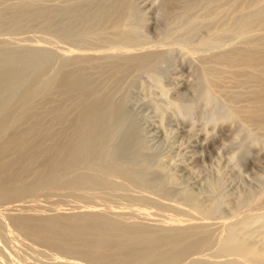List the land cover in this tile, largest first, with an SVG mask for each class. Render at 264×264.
Segmentation results:
<instances>
[{
    "label": "bare ground",
    "instance_id": "bare-ground-1",
    "mask_svg": "<svg viewBox=\"0 0 264 264\" xmlns=\"http://www.w3.org/2000/svg\"><path fill=\"white\" fill-rule=\"evenodd\" d=\"M6 1L8 0H4V2ZM46 1H42V2H46ZM129 1L107 0L104 2V0H101L100 2V0L99 1L91 0L90 2L89 0L87 4L85 3L84 5L81 4L83 6L80 5V7H74V6L72 7L70 6L71 4L70 3L67 9L70 7L72 8H70L71 10L69 9V11H65L67 9H64V7L67 4L63 5L64 6L63 8L60 5L62 10L64 9L65 13L61 12L59 10L60 8L59 9L57 8V6L55 5L56 3L54 4L55 8H57L59 11L53 9L52 6H48L49 4H47V7L46 6L45 7L46 8L51 7L52 9L51 8L42 9L45 7H43V5H41L40 3L38 5H41L42 8L40 9V7H38L39 9H37L38 0H25V1L23 0V2H21L20 4H16L13 6L11 5L12 7L10 8L9 11H5L4 10L5 7L1 8L0 6V10L2 11L4 10L3 12L4 14L7 12H11V15L8 16L7 19L4 17L2 11H0V25L5 26L6 29H8L9 27L10 28L12 27L14 29L13 26L19 24L20 21L22 22V20L24 21V19L21 20L19 19L20 13H23L25 15L28 14L26 16L31 15L32 18L37 20L36 24H33V26L34 25L38 26L39 24L38 22L42 23L44 27L43 28L44 33L45 31L48 30L53 32L54 30L60 28L61 30H59V33H62V36L67 39L71 38L72 36L75 37V35L79 36L80 31H77L80 30L78 29L79 27L82 29L86 28L84 29L85 31L87 29H90L91 32L93 31L92 29L94 30L99 29L98 31H100V29H104L106 33L105 35H103V37L99 34L101 36V39H99L97 38L99 36L97 35L96 30L95 32H92V37L94 36L93 33H96L95 34L97 36L96 40H99L98 43H100V44L94 43L95 40L94 41L92 40L93 43L96 45V47L97 46L99 47L102 44L101 42H104V46H102V48L105 47V49H102L100 46L99 48H101V50L96 49L98 50L96 52H89L90 51L89 49L87 50L88 52H84V51L76 52L74 51L75 49L72 50L70 48L60 47L61 48L60 52L58 53L49 52L48 53L49 55L48 54L46 55V54H42L41 50H39L38 48L37 50L35 47L37 52L40 51V53L39 52L37 53L36 50L33 49L34 46L30 47L32 48L31 49L32 53L29 50L28 53V51L25 50L26 48L23 46L22 47L24 48V50L23 48L20 47L22 50L17 48L19 51L16 50V52H13L15 51V48L13 51L10 50L8 51L4 47L0 46V133L2 129L3 131L6 130V126L4 127V124L8 120V117L12 115L14 112V110H11L10 108L12 114L11 113L9 114L10 104L16 101H21L20 105L22 101L29 102L28 106L24 110L23 109L21 110L23 112L20 113L19 116L17 117L13 116L14 119L15 118L16 119L14 121V124L12 125L13 127H11L12 129L11 134L10 132L7 133V135L9 134L10 136H7L8 138L6 137L7 139L5 140H3L4 139L3 137H2L3 139L0 138L1 139L0 140V204L2 203L1 201H3L5 204L9 200H12L13 202V199H19L21 197L29 196V195L31 197V195L42 191L43 193L45 192L46 194L48 192L52 193L53 191H61V192L64 191V195L67 197L76 195L77 199L80 198L78 196H81L85 199V197L89 196L93 201L92 197H97L99 195L109 196L110 192L114 191L113 189L116 186L115 179L122 180L123 183L121 185H118L121 188H127L131 186L142 188V190L146 188L148 189L152 188L154 191L152 190L150 192L153 193L156 192L157 195H161L163 199L164 196L166 197L171 196L172 194L170 191L171 188L169 189V187H171L172 185L171 182H173L174 179L176 180L177 175L171 178L170 176H173L171 174L168 177V173H171L169 171L170 168L168 170V173L166 172V170H164L165 173H167V176L165 175L166 177H168V179L165 178L167 180L165 179L163 180V178H161L157 174L159 173L158 171L162 168L154 169L156 166L154 168L152 166H154V163H156L157 165V162L149 163L150 160L148 161L147 155L145 156L144 150L146 147L139 138L138 130L135 126V122L132 117L133 115L124 107L122 102L115 103L113 101L114 102L113 103L112 100L107 97L108 95L106 96V94L104 93L105 90H103L99 85H97L96 82L93 81L92 79V76L93 78L94 76L96 77V73H103L102 76L105 74H107L108 76V73H110L112 80L113 78H116V81L117 80L121 81L124 78L123 77L120 78L119 76H122L123 73H125L126 71L129 74V72L133 71L132 69H134L136 71L147 70L149 71V75L154 77L153 80H155V78L156 80H158V78L161 80V75L165 73L170 74L172 72V71L167 72V70L168 71L172 70L170 69L172 67V60H171L172 57L167 53L169 52V50H164L165 52H163L162 49H161L162 51L159 50L160 48L149 47L141 52L139 51L140 53L139 52L137 53L131 50L133 48H131L132 46L130 45L129 48L131 49L126 48L128 44L132 43L134 39V35L137 36L136 34L137 29L135 27H130L128 24L131 17L134 16L133 15L134 8L132 9L131 7V5L133 4L129 3ZM205 1H206L205 3H207L208 1L207 8L210 9L211 7L209 6H212V8L215 6L214 10L211 8L210 9L211 12L209 11L210 13L207 12L208 14H204L205 13L204 11L206 9L204 8L203 13L201 12L202 15L200 12H198L200 13L201 17L205 15L204 18L199 21L193 19L194 17L196 18L198 14L196 16L194 15L191 16L192 15L191 14L190 16L193 18L192 19H190L191 17L188 18L189 19L188 26L189 25L193 26L198 22H199L198 24L200 23L210 24L213 21L216 23L217 17L219 19L220 18L219 16L223 15L224 11L228 7H230L233 2H236L237 0H205ZM240 1L242 2V0ZM248 1H251V3L249 2L250 4L248 3V6H245L243 4L237 7L238 8L237 13L234 12V10L236 9H233V13H236L237 15L235 16V18L232 19L231 23L223 26L222 24L225 23L223 22L221 24L219 21L218 25L219 26L222 25L223 27L221 26L222 28L220 27L221 29L219 30H216L214 27L215 30H212L210 32L212 34V38L210 37L211 34H208L209 40L207 41L208 37H206L204 39L206 40V42H200L201 45L199 44V46H197L198 48H195V50L197 49L200 51L203 48H207V50L210 49L209 52H206L207 50L205 51V49H203L205 52L203 51L197 52V50L196 51L187 50V52L186 50L183 51L188 53L186 55L188 56L189 61L188 60L187 61L190 63V67L192 68L194 75V79L192 80L193 81L192 92L194 91L193 93L194 97L192 96L190 100H186L185 97V101L184 100L180 101V103H178L179 101L175 102L176 100L172 99L174 101H171L170 103L172 104L174 102L173 104H175V108H176L173 110L172 113L174 114L175 110L181 112L185 111L184 117L189 116L190 112L193 113L194 110L196 111L199 102H200L199 107L202 106L203 103L206 106V107L203 106L205 107V109L206 108L212 109L210 110V113L208 111L207 114H209V117H207L206 119L210 118L211 115L210 120L214 124H218V125L219 123L227 124L228 122L235 123L237 125L236 126L237 129L236 128H235L236 130L234 129L235 132L233 134V138H237V137L239 138L243 136L245 137V140H249L253 146L264 148V4H262L264 3L262 2L264 0H248ZM0 2H2V0ZM58 2L60 3V1ZM144 3H145L144 5H146V2ZM195 3L197 4V0H162L161 4L160 2L157 4H159V6L161 5L160 7H163L165 11L166 10L170 12L174 11L172 13L174 14L175 11L178 10H184L187 13L190 12V10L193 8ZM60 4H62V2ZM72 4L78 6L79 2L75 1V3ZM60 6L58 5V7ZM7 8H9V5L5 9ZM194 9L197 8L195 7ZM161 15H163L162 11H161ZM155 16L156 19L157 17H159L158 15ZM178 16L186 17V14L185 15L179 14ZM142 18L144 19V17ZM159 19L163 20L164 17L162 18L159 17L158 20ZM221 19L225 20L223 18ZM139 20H137V22ZM28 21H26L27 23H25L26 26L23 24L25 27L24 29H27L30 26L33 27L30 24H32V22L35 23V21H32L30 23H28ZM139 24L140 23L138 22L137 26ZM185 24H187V22ZM19 25H17V27ZM197 26L198 25H196V27ZM22 27L23 26L21 25V28ZM31 27L29 28V30L31 29L30 31L33 30ZM204 27L205 29L206 27L207 29L209 28L207 25L203 26L202 28ZM18 28L20 29V27ZM15 29L17 30L16 26ZM38 29L36 27V30ZM43 29H40L38 31H41ZM23 30L21 31L20 29L21 32L19 31V33H23V32L25 33V31ZM36 30H34L36 33L38 34L41 33ZM189 30L191 29H188V32H191ZM14 32H12L11 30V34ZM35 32L34 34H36ZM82 32H83L82 34H84V31ZM184 32L185 34H187V38L191 40L192 38L190 39L189 36H191L192 34L190 33L191 35L188 36V33L186 31ZM0 33L2 34V31ZM49 33L50 35L53 34L51 32ZM55 33L58 32L54 31V34ZM16 34L18 35V33ZM181 35L183 36L182 32ZM58 36L60 37L59 34ZM54 37H56V35ZM59 37H57L56 39H58ZM23 38L25 39V37ZM187 38L184 37V40ZM38 40L40 41L41 39H39L38 37ZM82 40H84L83 36H82ZM140 40L137 41L140 42ZM6 41L7 40H5V42ZM69 41L70 40H68V42ZM3 42L2 44L4 45L5 42L4 43ZM70 42L74 43L75 41L73 39ZM78 42L80 41H77L75 43ZM81 43L83 44V42H80V45ZM106 43L108 44L110 43V44L106 46L105 45ZM5 44H7V42ZM94 44L92 45L94 47V48L92 47L93 50L95 49ZM83 45L84 46H80V47L83 48L85 47L86 44ZM134 45L136 46V44ZM77 48H79V46ZM33 52H36L35 54H39L40 58L37 57L38 55L35 56ZM42 55H46L45 57L48 56V58L45 59L47 61L53 60L50 69L52 70V72L50 74L45 73L44 71L45 67L43 66L41 67L37 66L38 68L35 66L36 69H34L33 66H31L33 67V69H30L28 66V62L30 60L31 61L34 59L38 60L37 58H39V60L42 62L43 65L45 62L43 61L44 58L43 59L41 58ZM30 62L29 64L33 63ZM173 67L175 69L174 65ZM49 68L47 70L46 67L45 70L49 71ZM127 72L125 73L126 76L128 75ZM102 76L101 77L97 76V77L101 79H106ZM118 77L120 79H118ZM176 77L175 80L177 79ZM188 82L186 83V85H188ZM115 83L116 82L114 79V84ZM112 87H114L113 84ZM188 88L191 87L188 86ZM154 101L156 103L155 99ZM17 106L19 107V104ZM170 107L172 108V106H169V108ZM163 108L164 106L161 108V112ZM167 108L166 107L164 108L165 109L164 114H166V116L168 114V112L166 113V111H169L171 109L170 108L167 110ZM170 111H172V109ZM45 118H48V120L46 119L47 120L46 122L50 121V124L48 123L49 125L45 129H44L45 126L43 125L44 127L41 128L42 130H40L39 128H37V126ZM229 124L230 123H228L227 125ZM234 130L232 129V131ZM248 150L250 149H247V151ZM239 152L241 153V149ZM246 153L243 152V154ZM235 155L237 156V154H234L233 156ZM243 157L242 159L244 160L245 158ZM236 159L240 161L241 157L238 158L237 156ZM238 164H241V161L238 162ZM160 171L161 172L159 174L163 176L164 175L162 174L163 171L162 170ZM119 182L117 184H119ZM177 182H179V179H177ZM211 182L214 183V180ZM168 183H170L171 185ZM204 183L205 181L203 182V184ZM174 185L175 183L172 185V187ZM186 185L184 186L187 188ZM217 186L218 185L216 184L215 187L217 188ZM184 188L182 185V189ZM190 189L188 191L189 193L195 192L194 190L191 192ZM205 190L204 192L207 191ZM216 190L218 189H215V191ZM65 192L66 193L68 192L71 195H67L65 194ZM185 192L186 191L182 192V194L179 193L181 194L179 197L180 201L183 204H186V206H190V208L193 209V211L195 210L199 214L205 215V218L206 216L207 217L210 216L208 218H211V215L216 212L213 211L215 209L214 207L212 208V206H215V203H217L216 201L218 199L215 201V203L209 201L212 205L208 204L209 208L206 205L207 206L206 208H208L207 210L206 208L203 209L202 205L199 206V204L196 202L197 200H195V198L197 199V197L194 196L198 195L197 193H195L196 195L194 194L191 195ZM39 194L35 196L39 197ZM49 194L50 193H48V195ZM256 195H259V193H256ZM40 196H43V194ZM50 196L52 195L50 194ZM124 196H127V194L125 193ZM243 196L244 194L242 196H239V201L240 199H243L240 198ZM46 197L49 196L46 195ZM75 197L73 196L72 198ZM119 197L122 199L121 196ZM119 197L117 199H119ZM145 197H141L140 198L141 201L144 202L147 201L148 198ZM247 197L249 196L247 195ZM254 197L255 195L253 194L252 196L253 200L250 202L246 201L245 204H243L242 201L241 202L237 201V202H239L244 206L246 205V203L247 205L248 203H253L254 205L258 203L260 204V202L264 201V196H259L257 198ZM99 198L100 197H98V199ZM131 199H133L132 196L130 198V201ZM213 199L214 198L212 196L211 200ZM25 200L23 202H25ZM55 200H53V198L51 199V201L52 202L54 201V203ZM57 200L60 199L57 198ZM91 200L90 202L93 203ZM108 200L109 199L105 201ZM14 201H18V200H14ZM67 201L65 202L66 203L65 205H67ZM199 201H201V199H199ZM52 202L51 204H53ZM86 203L87 202H85L84 204ZM149 203L148 205L150 206L151 204ZM61 204L63 203L61 202ZM217 205L220 206V202L217 203ZM253 205H251L252 207H249V209L247 208V210H254L251 209L254 207ZM13 206H16V204ZM39 206L41 207V205ZM160 206L168 207V209L171 208L179 211L182 210V212L183 210L184 211L186 210L180 205L172 204V203H163ZM203 206L205 207V205ZM239 206H238V211H240L241 209V206L240 209ZM258 206L259 208H261L260 205ZM54 207H52L53 210ZM62 207H64V205H62ZM83 207L86 209L80 210L73 214H68V213L64 214V212L62 214L59 213L54 214L53 212L54 215L50 214L49 216H44L42 214L43 216H38L37 214L33 216V214L29 212L30 214L27 213V216H23L24 214H21L22 216H19L18 214H13V213L12 214L14 216H12L11 213L10 215L6 212L8 215H5L6 214L5 213L4 216H6L5 218L7 221L8 219L11 218V220H9L10 223L8 224L9 225L11 224L15 228V231L18 230V233L20 232L22 235H25L23 237L27 236L28 238L25 239L26 240L28 239V242L30 241L29 239H32L36 241L37 244L44 245L45 249L46 247H48V249L50 248L53 250V252H56L58 255H60V257L63 258L60 261L61 264L62 263L76 264L77 262L73 260H83V262L86 261L85 264L86 263L172 264L173 262L174 264H176L178 260L182 258H187L184 256L190 254L199 255V253H201L204 250H208V251L210 250L209 251L210 255H208L206 252L205 255L207 254L208 256H212V257H219V256L225 257V260L223 262L221 261L218 262L219 260L216 262L217 260L216 259L215 261L211 260L212 261L211 264L213 263V261L214 264H243V263L264 264V247L259 246V244H256L254 242V240L257 238L258 241H260V243L264 244V208H262V210L260 209V211L248 212L244 216L243 215L241 216L235 214V211L237 209L234 208L236 207L234 206L233 208L236 210L235 211L231 210L232 211L231 213L234 214H231L229 212L232 215L231 218L224 219L216 224H211V223L209 224L208 222L205 223L192 222L187 219H181L169 215H163L162 218L158 220L159 221L158 225H154V224L151 225V224L137 223V221L126 222L121 218H119L117 214H115V216H111V215L107 216V214L105 215L102 212H100L98 209H96L95 206H91V208H88L89 206H83ZM75 208H81V207L78 205L75 206ZM210 208L213 210H211ZM215 208H218L215 214L221 211L220 215L222 214L223 215L222 217H224L225 214L222 213V210H220L219 207L216 206ZM254 208L257 209V207ZM14 209L12 208L11 210ZM138 212L146 216L151 214L150 212L144 209H140L138 210ZM127 214H129V211ZM9 215L10 218L7 219ZM218 215L217 217H221L220 215L219 216ZM138 218L140 219V217ZM1 220H0V229L4 231L5 227H3L2 224L5 223L2 222ZM147 220L149 219L147 218ZM14 228L11 227V229ZM2 230L0 232L1 236L6 235ZM1 239L6 240L7 242L6 247L7 249H9L8 246L10 245H8L7 238H3L2 236ZM34 241L32 242L34 243ZM6 242H4L3 240L2 244L4 243L6 245ZM17 242H19V240ZM36 242L34 244H36ZM13 244L14 243L12 242V245ZM42 245L41 247L43 248ZM27 246L25 247L27 248ZM1 248L0 250L2 251V253H4ZM19 251H21V248H19ZM24 251L26 250H22V253H25ZM39 251H43V250H39ZM45 253L42 252L41 253L43 254L42 256H44ZM4 254L6 255V253ZM0 255H1L0 264H2L3 263L2 257H4V255L3 256L2 254ZM23 255L24 254H22V256ZM26 255L28 256L27 253ZM46 255H48V257H51L49 256L48 253L45 254V256ZM30 257L32 260L34 259L33 258L34 256L33 257L30 256ZM4 258H7V256ZM190 258L191 257H189L191 263L192 262L191 260H193V258L192 259ZM35 260L36 258L34 259V261ZM199 260L201 259L199 258ZM199 260L196 261L194 259L193 262H196L195 264H197L198 262H201L204 259H202L201 261ZM37 261L42 262L41 260H37ZM44 262L46 263V261H43V263ZM57 262H53V264L54 263L56 264ZM60 262L57 264H60ZM179 262L183 263L181 262V260ZM30 264H33V262ZM46 264H49V262ZM201 264H208V263L204 261Z\"/></svg>",
    "mask_w": 264,
    "mask_h": 264
},
{
    "label": "rangeland",
    "instance_id": "rangeland-1",
    "mask_svg": "<svg viewBox=\"0 0 264 264\" xmlns=\"http://www.w3.org/2000/svg\"><path fill=\"white\" fill-rule=\"evenodd\" d=\"M42 1H46V0H38L37 9H39L38 7H40V9H41L42 8L41 5H43V7H45V6L47 7V4H49L48 6H52V8L56 9V10H58L60 8L59 10L61 12H64V13H65V11H69V9L72 8L73 6L74 7H80L81 4L84 5V3L87 4L89 2V0H85V1L84 0H73V1L66 0V2H65V0H63V1H61V0H48L49 3H48V1H46V2H42ZM58 1H60V3L62 2V4H60ZM67 1H69V2H67ZM75 1L79 2L78 6H75V4H72V3H75ZM92 1H99V0H92ZM105 1H107V0H104V2ZM161 1H159V0H130L129 1V3L133 4V5H131V7H132V9L134 8L133 9V15L134 16L131 17V19H130L128 24H129L130 27H135L137 29L138 33L136 32L137 36L134 35V39H133L132 43L128 44L126 46V48H128V49L133 48L131 50H133L134 52H137V53L139 51L141 52L144 49L149 48V47L160 48L159 50L160 51L163 50V52H165L164 50H169V52H167V53L172 57L171 58L172 67L170 68L172 70H169V71L167 70V72H171V71L172 72L170 74H168V73L166 74L165 73L167 76L165 74L161 75V80L159 78H158V80H156V78H155V80H153L154 77L149 75V71H147V70L146 71L145 70L136 71L134 69H132L133 71L129 70L130 71L129 74L126 71L127 74H128L127 76L125 75L126 72L123 73L122 76H119L120 78L121 77L124 78L121 81H119V80L116 81V78H113V80H112L111 79L112 77H111L110 73H108V76L105 73H104L105 75H103V76H102L103 73H96V77L97 76H99V77L102 76V77H104L106 79H101L99 77L96 78L95 76H94V78L92 76V79H93V81L96 82L97 85H99L103 90H105L104 93L106 94V96L108 95L107 97L110 98L112 100V102L113 101L115 103L122 102L124 107L133 115L132 117H133V120L135 122V126H136V128L138 130L139 138H140L141 142L144 144V146L146 147L145 150H144L145 156L147 155L148 161L150 160L149 163L157 162V165L159 167L156 165V163H154V166H152V167L154 168L156 166L154 169L162 168L160 170L163 171L162 174H164V175L162 176V175L159 174L161 172L160 170L158 171L159 173H157V174L161 178H163V180L165 178L168 179V177L171 174L173 175V176H170L171 178H173L174 176L177 175L176 176V180L174 179L175 182L173 181L175 183V185L173 187H172V185L174 184L173 182H171L172 185L170 183H168V184L171 185V187H169V186L168 187H169V189L171 188L170 189V191L172 193L171 196L172 195L173 196L172 197L171 196H167V197L164 196V199H163V197H161V195H157L156 192L155 193L150 192V191L153 190L152 188H149V189L146 188V189H143V190H142V188L134 187V186L133 187L132 186L131 187H127V188H121L118 185H121L123 183L122 180L121 179H115L116 186L113 189L114 191H111L110 195L108 194L109 196H107V195H104V196L103 195H99L97 197H92L93 201L91 200V197H89V196L85 197V199L83 197H81V196H78L80 198L77 199L76 195H73L74 197L76 196L75 198H72L73 196L67 197V196L64 195V191H62V192L61 191H53L52 193H54L55 196L51 192H48V193H50L52 196H50V194L48 195V193L47 194L45 192L43 193V191H42V192H38V193H35V194L31 195V197L29 195V196L21 197L19 199H13V202H12V200H9L5 204H4L3 201H1L2 205L0 204V220L2 219L1 221L5 223V224H2L3 227H5V228H4V231L2 229H0V232L2 230L4 232V234H6V235H2V236H3V238H7L8 245H10V246H8L9 249H10V251H9V249H7V247H6L7 246V242H6L5 239H1L2 236H1V233H0V237H1L0 238V240H1L0 241V246L2 247V248L1 247L0 248L3 250L4 253H6V255L4 253H2L1 250H0V254H2V256L4 255V257L7 256V258L2 257V261H3L2 264H6V263H8V264H11V263L12 264H23V263L24 264H30L32 262H33V264H38V263L39 264H46L48 262H49V264H53V262H57V261L60 262L61 259H63L56 252H53L52 249H50V248L48 249V247H46V249H45L44 248L45 246L41 244L43 246V248H42L40 244H37V242L32 240V239H29L30 241L28 242V239L27 240L25 239V238H28L27 236L23 237L25 235H22L20 232H19L20 233L19 234L18 230L15 231V228L11 224L10 225L8 224V223H10L9 220H11L10 215L12 213L13 214H18L19 216H22L21 214H24L23 216H27V213L28 214L31 213V214H33V216L37 215V214H38V216H43V215L44 216H49L50 214H52V215L58 214V213L62 214L63 212H64V214L65 213L73 214V213H76V212H78L80 210H85L86 208H84L83 206H89L88 208H91V206H95V208L98 209L103 214H105V215L107 214V216H110V215L111 216H115V214H117L119 218H121L122 220H124L126 222H136L137 221V223H142V224L158 225L159 224L158 220L161 219L163 215H169V216H173V217H176V218L187 219V220L192 221V222H198V223H200V222L201 223L208 222L209 224L210 223L211 224H216V223H218V222H220V221H222L224 219H230L231 216H232L231 214H234V213H231L232 212L231 210L235 211L237 209L236 210L237 212L235 211V214L244 216L248 212L260 211V209L262 210V208H264V201L260 202V204L258 203V204H254V205H253V203H248V205L246 203L247 207H246V205L243 206L242 204L239 203V202L242 201L243 204H245L246 201L247 202L248 201L249 202L252 201L253 200V198H252L253 194L255 195L254 198H257L259 196H264V148L253 146L250 143V141L249 140H245V137H243V136H241L239 138L238 137L237 138H233V134H234L235 130L237 129L236 128L237 125L235 123L228 122V123H230L229 125H227L228 123L227 124H225V123L224 124L223 123L220 124L219 123V125L218 124H214L210 120L211 115H210V118L206 119L207 117H209V114H207L208 111L210 113V110H212V109H210V108H206L205 109L206 106L202 102H201L202 106L199 107V105H200V102H199V105H197L199 108L197 107L196 111L194 110L193 113L190 112V115H189V112H188L189 116H185V117H184V115H185L184 112L185 111L181 112V111L175 110L174 114H173L172 113L173 110L176 109L175 108V104H173L174 102L172 104L170 103L171 101H174L172 99H175L176 100L175 102L179 101L178 103H180V101H183V100L185 101V97H186V100H190L192 96L194 97V95H193L194 91L192 92V86H193V83H192L193 81L192 80L194 79V75H193L192 68L190 67V63L188 62L189 58L186 55V54H188V53H186L187 50H195V48H198L197 46H199V44L201 45L200 42H206V40H204V39L209 36L208 34H211L210 32L212 30H215V29L219 30L223 26H225L226 24L231 23L232 19L235 18V16L237 15L236 14L237 10H238L237 7H239V5H243V4L245 6H248V3L249 2L251 3V1H248V0L245 1L244 0V2H243V0H242V2H243L242 3L240 0H237L236 2L232 3V5H231L232 7L231 6L228 7L224 11L223 15L219 16L220 17L219 19L217 17V21L215 20L216 23L213 21L210 24H206V23L205 24H202V23L198 24L199 23L198 22V23L194 24L193 26L192 25L188 26V21H189L188 18H190L193 15L196 16L198 14V16H196L197 19L195 17L194 18L191 17L190 19L193 18V19H195L197 21L203 19L205 15H203L202 17H201V15H202V13L204 11L203 10L204 8H206L205 11H204L205 12L204 14H208L207 12H209V11L211 12L210 9L212 8V6H209V7H211L210 9L207 8L208 1H207V3H205L206 2L205 0L204 1L203 0H197V4L196 3H195L196 5L194 4V6L197 9H194L195 7L193 6V8L190 10L191 13L188 12L190 14H188L184 10H178L179 12L175 11L174 14H172L174 11L173 12H170V11H167V10L165 11V9L163 7H160L161 5L159 6V4H157L159 2L161 4ZM21 2H23V0H13V1L10 0V2H9V0L6 1V2H4V0H2V2H0L1 3L0 6H1V8H4V7L6 8L9 5V8H7L8 10L4 8L5 11H9L10 8L13 5L20 4ZM90 2H91V0H90ZM100 2H101V0H100ZM144 2H146V5H144L145 4ZM262 2H264V1H262ZM11 3H13V4H11ZM39 3L41 5H38ZM51 3H52V5H51ZM54 4L57 6L58 9L55 8ZM69 4L72 7L67 9V7H69ZM205 4H206V6H205ZM262 4H264V3H262ZM262 4H261V6H262ZM53 5H54V7H53ZM58 5L59 6L61 5L62 8L64 7L63 5H66L65 6L66 8L64 7V9H67V10H65V11H64V9L62 10L61 6L58 7ZM76 5H77V3H76ZM83 5H81V6H83ZM155 6H157V7H155ZM46 7L42 8V9H50L51 8V7L50 8H46ZM214 7L212 8L213 10H214ZM233 9H236V10H234V12H236V13H233ZM4 10L3 11L0 10V11H2V13H3ZM192 10H194V11H192ZM161 11H162L163 15H161ZM198 12H200V13L202 12L201 15ZM178 13L182 14V15L186 14V17L185 16H182V17L178 16L179 15ZM3 15H4L5 18L8 19V16L11 15V12H7L5 14L3 13ZM26 15H28V14H26ZM26 15L23 14V13H20V15H19V19L20 20L24 19V21L22 20V22L19 20L20 21L19 24H21L23 26L22 28H21V25L17 24V25H19L18 27H20L21 31L25 28L24 25H25V23H27L26 21L30 20V21H28V23H30L32 21H35V23L32 22V24H30L32 26H33V24H36V22H37L36 19L31 17V15H29V16H26ZM155 15H158L160 18L164 17V19L163 20L159 19V20H161V21H159L158 20L159 17H157V19H156ZM165 15H166V18H165ZM188 15H189V17H188ZM138 16H140V17H138ZM223 16H225V17H223ZM134 17H135V19L138 18L137 20L140 19L138 22L141 25L139 24L137 26L138 22H137V20L134 19ZM142 17H144V19ZM198 17H200V18H198ZM141 18H142V20H141ZM184 18H185V20H184ZM221 18H223L225 20H222ZM132 19H134V20H132ZM170 19H171V21H170ZM221 20H222V22H221ZM155 21H157V22H155ZM162 21H165V22H162ZM219 21H220L221 24L223 22L225 24H222L223 26L221 25L222 26L221 27V26L218 25ZM186 22H187V24H185ZM38 23L41 24V25H39V24H38V26L34 25L35 27L34 26L33 27L30 26L33 29L32 31H30L31 30V29L29 30L30 27L27 26L28 28L27 27L26 28L28 30L24 29L23 30V31H25V33L23 32L24 34L23 33H19L20 29L17 27V25H15L17 30L15 29V26H13L14 29H15L14 30L12 27H11L12 29L10 27L8 29H6L5 26H3V25L1 26L0 25V28L2 29V30L1 29L0 30L2 31V34H3L2 35L0 33V41H2V42L4 41L5 42V40H7L6 41L7 44H5L6 42L5 43L3 42L4 43V45H3L2 42H0V46L4 47L8 51L9 50L13 51L14 48H15V51H13V52H16V50H18V49L22 50L21 48L25 47L26 48L25 50H27V51L29 50L31 53H32V51H31L32 48H30V47L34 46L33 49H35V47H36V49L38 48L39 50H41L42 54H46V55L49 52L50 53H56V52L58 53V52H60L61 51L60 47H62V48H70L72 50L75 49L74 51H76V52H80V51L81 52L82 51L88 52L87 51L88 49L90 50L89 52H96L98 50H101L102 46H104V42H101L102 40L100 41L102 43L100 45L101 48H99L100 46L96 47V45L94 44V43L100 44V43H98L99 40H96L97 36L95 34L97 33V35L99 36L97 38L101 39V36L103 37V35L106 34L104 29H100V31H98L99 29H95L96 33H93L94 36L92 37V32H95L94 29H92L93 31L91 32L90 29H87L88 31L87 30L85 31L84 29H86V28L82 29V28L79 27L78 29H80V30H77V31H80V35L79 36L75 35V37L72 36L73 38L71 37V38L67 39V38L62 36V33H59V30H61L59 28V26H58L59 29L54 30L55 32H58V33L54 34V31L52 32V31H49V30L45 31V33H44L43 32L44 31L43 24L40 23V22H38ZM201 24L203 26L207 25L210 29L208 28L209 29L208 30L207 27H206V29H205V27L202 28L203 26ZM196 25H198V26L196 27ZM40 26H42V27H40ZM36 27H37V29L40 28V29H43V30L38 31L40 29L36 30ZM214 27H215V29H214ZM188 29H191V30H189L191 32H188ZM11 30H12V32H14V31H17V32H14V33L11 34ZM34 30H36L38 32H41V33L38 34ZM182 30L186 31L188 33V36L192 34L191 36H189L190 39L192 38L191 39L192 41L187 38V34H185V32L182 31ZM33 31L36 34H34ZM82 31H84V34H86V35L82 34L83 33ZM89 31H90V33H89ZM97 31L100 32V33H98ZM47 32H48V35H47ZM49 32L53 33V34H51L53 36H51ZM181 32L183 33V36L181 35ZM16 33H18V35ZM58 34L60 35V37L58 36ZM55 35H56V37H54ZM174 35H175V37H174ZM180 35H181V37H180ZM82 36H83V39L85 41L82 40ZM23 37H25V39ZM38 37H39V39H41L40 41L42 43L38 40ZM44 37H45V40H44ZM57 37H59V38L56 39ZM176 37H177V39H176ZM184 37L187 38L188 40L185 39V40H187V41H185ZM210 37L212 38V34L210 35ZM89 38L90 39L92 38L91 41H90ZM31 39H33V40H31ZM73 39H74L75 42H77V41L83 42V44H86L85 47L81 48L80 46H84V45L82 43L80 45V42H78V43L70 42ZM76 39H77V41H76ZM86 39H87V41H86ZM68 40H70V41L68 42ZM92 40L93 41L95 40L94 43H93ZM137 40H140L141 44ZM208 40H209V37L207 38V41ZM64 41L65 42L67 41L66 44H65ZM86 42H88V43H86ZM91 42L95 46L94 50H93L94 47L92 46L93 44ZM176 42H177V44H176ZM181 42H183V43H181ZM47 43H49V44H47ZM161 43H162V45H161ZM8 44L11 47H9ZM22 44H24V45H22ZM69 44H72V45H69ZM89 44H90V47H89ZM109 44L106 43L105 45L108 46ZM134 44H136V46ZM73 45H75V46H73ZM129 45L132 46V47L129 48L130 47ZM78 46H79V48H77ZM138 46H139V48H138ZM177 46H178V49H177ZM72 47H74V48H72ZM181 47L183 48V50H182ZM179 48H181V49H179ZM96 49H98V50H96ZM102 49H105V47L102 48ZM203 49H205V51L207 50V48H203ZM203 49H201V51L197 50V49L196 50H197V52L198 51L199 52H202V51L205 52ZM23 50H24V48H23ZM37 50H36V52H37ZM184 50H186V52H183ZM29 51H28V53H29ZM209 51H210V49H208L206 52H209ZM36 52H33L34 55L35 56L38 55L37 57H39L40 55L39 54H35ZM38 52L40 53V51H38ZM27 54H25V55H27ZM46 55H42L44 57L41 56V58L42 59L44 58L43 61L47 65L49 64L48 66L45 63H44L45 65L44 64L42 65V62L39 60L40 57L39 58L35 57L39 61L36 60V59H34L36 61H34V60L31 61L30 60L31 62L30 61L29 62L30 63L33 62L34 64L33 63L29 64V62H28L29 68L33 69V67H34V69H36L37 66L38 67L43 66V67H45V69L47 67V70H48V68L50 67L49 71L44 69L45 73H49L50 74L52 72V70H50V69H51V64H52L53 60H50V61L45 60V59L48 58V56L45 57ZM180 62H182V63H180ZM173 65L175 66L176 70L174 69ZM31 66H33V67H31ZM173 70H174V72H173ZM97 74H99V75H97ZM183 74L184 75L186 74V75L184 76ZM189 75H190V77H189ZM168 76H169V78H168ZM119 77H118V79H120ZM175 77L177 78L176 79L177 81L175 80ZM114 79H115V82H116L115 84H114ZM170 80H172V81H170ZM188 80H189V82H188ZM107 82H109L110 84L107 83ZM187 82H188V85H186ZM111 83L113 84L114 87H112ZM116 85H117V87H116ZM188 86L191 87V88H188ZM109 87H110V90H109ZM104 88H106V89H104ZM107 88H108V90H107ZM163 91H164V93H163ZM162 93H163V96H162ZM180 94H182L183 96L180 95ZM176 98H178V99H176ZM154 99L156 100L157 104L155 103ZM20 102L21 101H16L14 103H11L10 106H9V114L11 113V110H14V112H13V114L11 113L12 115H10L8 117V120L5 123L6 125L4 124V127L6 126V130L3 131V129H2V131L0 133V136H1L0 138L3 137L4 138V139L2 138L3 140L7 139L8 138L7 136H10L9 134L7 135V133L10 132V134H11V132H12L11 127H13L12 125L14 124V121L16 119V118L14 119L13 116H15V117L19 116V114L23 112L21 110L22 109L24 110L29 104V102H23L22 101L21 105L22 104L23 105L21 107ZM158 103H159V105H158ZM18 104H19L20 108L17 106ZM24 105H25V107H24ZM163 106H164V108L168 107L167 110L171 108V107L169 108V106H172V108H171L172 111H170L171 109L169 111H166V113L168 112L167 116H166V114H164L165 113V109L164 108H163L164 112H163V110L161 112V108ZM203 106H205V107H203ZM10 108H11V110H10ZM46 119L48 120V118L43 119L42 122L40 124H38L37 128L42 130L41 128H43L45 126L44 127V129H45L50 124V121L46 122L47 121ZM7 123H9V124H7ZM9 128H10L11 131L9 130ZM39 129H36V130H39ZM232 129L233 130L235 129V130L232 131ZM2 132H3V134H2ZM242 137H243V139H242ZM259 148H262V149H259ZM240 149H241V153L239 152ZM247 149H250V150H248L249 152L247 151ZM259 151H261V152H259ZM243 152L246 153V154H243ZM234 154H237L238 158L241 157V160L239 159L241 161V164H238V162H240V161H238L236 159V157H237L236 155L233 156ZM232 156L235 157V158H233ZM242 157L245 158V159L243 160ZM158 161H159V163H158ZM165 165H167V166H165ZM169 168H170V170H169ZM164 170H166L167 173H168V170L171 172V173H168V177H166L167 173H165ZM167 179H165V180H167ZM177 179H179V182H177ZM213 180H214V183L211 182ZM204 181H205V183L203 184ZM118 182H119V184H117ZM188 184H190V185H188ZM212 184L215 185V186L217 184L219 187L217 186V188H216ZM179 185H181V186H179ZM182 185H183V188L185 187L184 185H186L187 188L186 187L185 188L188 189V190H186L185 188L182 189ZM207 185H209V186H207ZM175 186H176V188H175ZM188 186H189V188H188ZM211 186H213L215 188H213ZM208 187H210V188H208ZM189 189H190L191 192L193 190L195 192L194 193H189L188 192ZM215 189H218V190L215 191ZM204 190L206 192H204ZM137 191H139V192H137ZM184 191H186L185 193H189L191 195H193V194L196 195L195 193H197L199 196L198 195L194 196V197H197V199L195 198V200H197L196 202L199 204V206L202 205L203 209L206 208L207 206L209 208L208 204H211L210 203L211 201H212V203L213 202L215 203V201L218 199L216 202L217 203L220 202V206H218L219 204L217 205V203H215V206L219 207V209L222 210V213L225 214L224 217H222L223 216L222 214L220 215V212H221L220 210H219L220 211L219 213L215 214L217 212V210H218V208H215V206H212V208L214 207L215 210L210 208L214 212L216 211L214 214L211 215V218H208L210 216H208V217L206 216V218H205V215H203V214L201 215L195 210L193 211V209H191L190 206H186V204H183L180 201L179 197L182 194V192H184ZM56 192H57L58 195L56 194ZM260 192H261V194H260ZM41 193L43 194V196H40V195H42ZM125 193L127 194V196H124ZM179 193H181V194H179ZM250 193L252 194V196H251ZM256 193H259V195H256ZM37 194H39V197L35 196ZM65 194L71 195L68 192L67 193L65 192ZM243 194H244V196L240 197V198H243V199H240V201H239V196H242ZM246 194L249 197H247ZM46 195L49 196V197H46ZM118 195L121 196L123 200ZM129 195H131L132 198H133V199H131V201H130L131 196H129ZM174 195H175V197H174ZM60 196H62V197H60ZM212 196L214 198L213 200H211ZM55 197H56V200H55ZM98 197H100V198L98 199ZM106 197H109V198H106ZM118 197H119V199H117ZM141 197H145V198H148V199H147V201L144 202V201H141V199H140ZM177 197H178V199H177ZM208 197H210L211 199L208 198ZM47 198H48L49 201L47 200ZM52 198H53V200H55V203H54V201L53 202L51 201ZM57 198H59L60 200H57ZM86 198H87V200H86ZM172 198L173 199L175 198V199L173 200ZM244 198L245 199L247 198V199L245 200ZM23 199L24 200L26 199V200H29V201L25 200V202H23L24 201ZM30 199H32V200H30ZM37 199H39V200H37ZM107 199H109L108 200L109 202L105 201ZM170 199H172V200H170ZM199 199H201V201H199ZM14 200H18V201H14ZM33 200H35V201H33ZM82 200H85V201H82ZM90 200L93 203H91ZM132 200H133V202H132ZM56 201L57 202L59 201V202L57 203ZM66 201H67V205H65ZM237 201H239V202H237ZM51 202L53 204H51ZM61 202L63 204H61ZM85 202H87V203L84 204ZM117 202H118V205H117ZM36 203H38V204H36ZM94 203H96V204H94ZM134 203H136V204H134ZM139 203H140V205H139ZM148 203L151 204V205L149 206ZM163 203L177 204V205H180L181 207H183L186 210L185 211L183 210V212H182V210L179 211V210H175V209H171V208L168 209V207H165V206L161 207L160 205L163 204ZM15 204H16V206H13ZM11 205H12V207H11ZM28 205H29V207H28ZM39 205H41V207ZM62 205H64V207H62ZM74 205L75 206L79 205L81 208H75ZM203 205H205V207ZM233 205L236 206V207H234ZM239 205L240 206L242 205L241 209H240ZM251 205H253L254 207H257V209H255L253 207L251 209H254V210H247V208L249 209V207H252ZM258 205H260L261 208H259ZM24 206H25V208H24ZM48 206H50L51 208L48 207ZM238 206H239L240 211H238ZM52 207H54V210H53ZM233 207L236 208V209H234ZM12 208L13 209L15 208V209L11 210ZM67 208H68V210H67ZM208 208H206V209L208 210ZM48 209H50V210H48ZM140 209H144V210L150 212L151 214L148 215V216L140 214L138 212V210H140ZM243 210H244V212H243ZM128 211H129V214H127ZM6 212L8 214L11 213L9 215V217H7V219L10 218V219H8V221L5 218L6 216H4V214ZM53 212H54V214H53ZM116 212H118V213H116ZM153 212H155V213H153ZM7 213L5 215H8ZM13 214H12V216H14ZM39 214H41V215H39ZM218 214L221 217H217ZM134 216H136V217H134ZM137 216L140 217V219ZM184 216H187V217H184ZM212 216H213V219H212ZM214 217H216V218H214ZM141 218H143V219H141ZM147 218L149 220H147ZM11 227L14 228V229H11ZM13 232H15V233H13ZM16 239H17V241L19 240V242H17ZM3 240H4V242H6V245L4 243L2 244ZM32 241H34V243L36 242V244H34ZM12 242L14 243L13 245H12ZM23 242H25V243H23ZM254 242L256 244H259V246L264 247V244L260 243V241H258L257 238L254 240ZM23 245H25V246L28 245V246L26 248ZM38 245H40V246H38ZM16 246H17V248H16ZM19 248H21V251H19ZM15 250L18 253H16ZM22 250H26V251H24L25 253H22ZM39 250H43V251H39ZM11 251H12V253L15 252L14 254L16 256L14 254H12ZM51 251H52V253H51ZM209 251L208 250H204L201 253H199V255L198 254L186 255L184 257H187V258H182L184 261L182 259H180L181 262H183V263H180L179 262L180 260H178L176 262V264L178 262H179L178 264H184V263L185 264L186 263L187 264H193V263L195 264L196 262H193V260L195 259L197 261V260H199V258L201 260L204 259L202 261L203 262L205 261L208 264H211V262H212L211 260L215 261L217 259L216 262L218 260H219L218 262H220V261L223 262L225 260V257H223V256H219V257L208 256V255H210ZM36 252H38V253H36ZM42 252L43 253L46 252L45 254L48 253L49 256H51L52 258L48 257V255L45 256V254H44L45 257L42 256L43 255V254H41ZM205 252L208 255L207 254L205 255ZM26 253L28 254V256L26 255ZM22 254H24V255L22 256ZM201 254H202V256H201ZM19 255H21L24 259L21 256H19ZM29 255L32 256V257L34 256L33 258L34 259L36 258V260L35 261H34V259L32 260ZM191 255H193V256H191ZM189 257H191L190 259L193 258V260H191L192 261L191 263H190ZM197 257H198V259H197ZM8 259H10V260H8ZM6 260H8V261H6ZM37 260H41L42 262H39ZM201 260H199V261H201ZM207 260H208V262H207ZM43 261H46V263L45 262L43 263ZM73 261H76L77 262L76 264H85V262H86V261L83 262V260H73ZM202 261L198 262V263L201 264V263H203ZM214 261H213L212 264H214ZM59 262H57V263H59ZM60 264H61V262H60ZM62 264H64V263H62ZM86 264H90V263H86ZM172 264H174V262ZM243 264H251V263H243Z\"/></svg>",
    "mask_w": 264,
    "mask_h": 264
}]
</instances>
